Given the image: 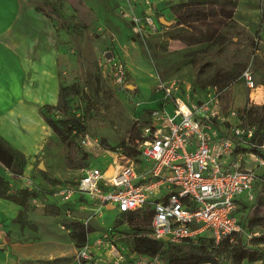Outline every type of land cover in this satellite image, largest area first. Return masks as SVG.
I'll return each mask as SVG.
<instances>
[{
	"label": "rangeland",
	"instance_id": "374dc122",
	"mask_svg": "<svg viewBox=\"0 0 264 264\" xmlns=\"http://www.w3.org/2000/svg\"><path fill=\"white\" fill-rule=\"evenodd\" d=\"M32 1L51 15L53 42L61 61H65V66H60L61 81L76 84L78 90L68 98L66 110L55 107L45 109L44 114L53 119L79 118L88 134L97 138L100 148L86 149L79 144L78 135L63 142L54 133L47 148L33 161L31 171H27L25 186L34 187L39 196L31 198L25 208L20 205L14 222L23 220L22 232L37 237L41 252L37 264H81L76 256L78 248L66 228L75 219H88L87 225L94 228L88 240L104 232L101 239L105 242L91 244L93 258L89 264H164L157 256L130 250L133 234L149 228L146 216L132 225L124 219L117 223L115 210L100 207L94 211V202L87 199L80 208L73 204H60L58 208L47 194L74 187L82 168H105L112 156L139 158L134 140L149 116L148 110L158 103L162 87L172 82L178 83L182 96L188 95L190 100L205 97L203 91L211 92L213 84H217L221 117L217 125L230 135L245 107L264 104V99L260 103L251 101V89L247 90L241 77L245 68L251 69L257 86L264 89V0H231L223 4L181 3L187 0ZM57 14L65 19H57ZM147 14L163 16L169 23H158L151 30L142 23ZM136 22L138 29L133 28ZM108 52L110 57H106ZM115 60L125 70L123 83L116 80ZM245 127L252 133L247 135L245 131L240 136L241 166L253 167L258 179L251 190L252 198L240 195L245 205L237 211L246 230L259 232L256 237L264 233V141L259 144L263 129L257 124ZM243 148L258 151L244 152ZM106 150L115 154L102 155ZM40 161L45 170L39 169ZM0 170L12 185H17L12 191L21 188V177L14 178L7 170ZM64 206H69L72 216L66 214ZM255 216L261 219L256 222ZM10 225L0 223L9 236L13 235ZM204 234L199 241L217 248L221 263L230 264L228 248L217 247V243L209 241L210 233ZM7 244L0 240V250L4 251ZM192 244L181 241L169 247L177 252ZM249 246L261 248L264 254V243L252 241ZM59 253L67 258L59 257ZM14 260L13 254L0 256V264H15ZM242 264H264V258L254 262L244 259Z\"/></svg>",
	"mask_w": 264,
	"mask_h": 264
},
{
	"label": "built area",
	"instance_id": "2783aa9c",
	"mask_svg": "<svg viewBox=\"0 0 264 264\" xmlns=\"http://www.w3.org/2000/svg\"><path fill=\"white\" fill-rule=\"evenodd\" d=\"M142 23L151 30L157 27L151 14L145 15ZM133 28L140 26L136 22ZM114 67L117 82L123 83V65L115 60ZM241 77L247 90L257 86L251 69L245 68ZM203 94L205 97L199 100H190L188 95L182 96L176 82L162 87L158 103L150 109L134 140L139 158L115 155L105 168L84 167L76 185L47 194L50 201L80 208L87 199L94 202V211L109 207L117 214L134 213V220L146 216L149 228L142 234L164 242L196 243L204 232H209L217 244L225 238L229 242L239 238L250 244L259 232L244 228L237 211L242 204L237 198L243 193L252 198L258 177L253 167L241 166L242 153L236 150L241 145V134L246 131L251 135L252 130L245 127L242 116L231 134H224L217 125L221 118L219 90L214 85L211 92ZM78 142L86 149L100 148L97 138L87 131L79 135ZM108 167L112 168L110 174L106 173ZM64 210L72 216L69 206ZM78 220L88 223V219ZM103 235L98 236L97 243L105 242ZM90 247L86 242L77 249L81 264L93 258Z\"/></svg>",
	"mask_w": 264,
	"mask_h": 264
},
{
	"label": "crops",
	"instance_id": "0c3cea01",
	"mask_svg": "<svg viewBox=\"0 0 264 264\" xmlns=\"http://www.w3.org/2000/svg\"><path fill=\"white\" fill-rule=\"evenodd\" d=\"M151 15L160 23L159 16ZM53 31L49 17L32 0H0V134L28 158L24 176L18 181L21 187L25 186L33 161L47 148L54 134L41 113L43 105L56 104L62 76L60 66H65L53 42ZM242 201L237 198L238 203L245 205ZM19 207L0 198V223H11L13 228V235L9 236L7 228L0 227V240L8 243L4 251L0 250V256L13 254L15 264H37L41 253L37 237L22 232L21 223L14 222ZM101 233L87 240L90 246L97 243ZM62 253L59 257L67 258Z\"/></svg>",
	"mask_w": 264,
	"mask_h": 264
},
{
	"label": "trees",
	"instance_id": "16d2710c",
	"mask_svg": "<svg viewBox=\"0 0 264 264\" xmlns=\"http://www.w3.org/2000/svg\"><path fill=\"white\" fill-rule=\"evenodd\" d=\"M206 3V2H231V0H187V2L181 1V3ZM47 17L51 18V15L45 12L42 8H38ZM57 19L63 21L65 19L62 15L57 14ZM217 86V84H213ZM76 84H67L62 81L59 83L58 98L54 106L43 105L41 107V113L45 118L47 124L51 127L54 133L61 139V141H69L73 135H80L86 132L83 128L79 118H64L53 119L50 116L44 114L45 109L59 107L62 110H66L68 106V98L73 94H76L78 90H75ZM86 95L85 92L82 93ZM261 110V111H260ZM263 110V111H262ZM243 119L245 124L250 126L257 124L259 128H262V138L259 139V144L264 141V104L263 105H251L245 107ZM236 151H239V147ZM236 151L234 153H236ZM242 151H255L256 148H243ZM28 158L26 154L13 145L9 140L0 134V169L7 170L11 173L12 177H21L24 175ZM12 188H16L11 184L10 180L0 170V198L9 199L13 202L21 205L25 208L31 198L39 196V192L34 187H21L16 192L12 191ZM52 205V204H51ZM60 207L59 205L57 206ZM255 221H259L260 217L255 216ZM126 220L129 223L136 224L137 220H134V213L120 212L117 214V223L122 220ZM264 219V218H262ZM19 222L24 225V221L18 218ZM256 221V222H257ZM66 228L71 240L74 242L77 248L86 244L88 233L94 228L85 225L82 220H71L67 223ZM140 229V228H139ZM143 232H135L130 244V250L135 253L147 254L153 257H159L163 260L164 264H199L209 262L210 264H222L221 257L217 248L206 244L202 241L200 236L196 243H193L187 250L173 252L169 244L170 242H164L157 240L142 234ZM209 241H213L210 238ZM264 243V234L260 236H254L251 242ZM250 242V243H251ZM226 246L228 248V256L230 264H242L244 259L249 262H254L264 258L261 248H251L249 244L242 243L238 238L233 242H229L227 238L221 240L217 247ZM80 262H83L81 260Z\"/></svg>",
	"mask_w": 264,
	"mask_h": 264
},
{
	"label": "bare ground",
	"instance_id": "6f19581e",
	"mask_svg": "<svg viewBox=\"0 0 264 264\" xmlns=\"http://www.w3.org/2000/svg\"><path fill=\"white\" fill-rule=\"evenodd\" d=\"M250 99L255 103H260L264 99V89L261 86H256L254 88H251V91L249 93ZM112 172V169L106 170L107 174H110Z\"/></svg>",
	"mask_w": 264,
	"mask_h": 264
},
{
	"label": "water",
	"instance_id": "95a60500",
	"mask_svg": "<svg viewBox=\"0 0 264 264\" xmlns=\"http://www.w3.org/2000/svg\"><path fill=\"white\" fill-rule=\"evenodd\" d=\"M159 22L165 25L169 23L163 16H159ZM110 56H111V53L109 52L106 53V57H110ZM39 169L45 170V166L42 161L39 162Z\"/></svg>",
	"mask_w": 264,
	"mask_h": 264
}]
</instances>
